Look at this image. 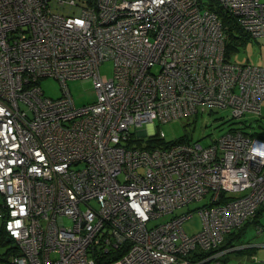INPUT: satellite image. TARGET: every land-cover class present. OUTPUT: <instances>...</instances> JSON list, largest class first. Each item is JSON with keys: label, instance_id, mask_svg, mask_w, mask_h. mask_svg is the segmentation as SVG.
I'll list each match as a JSON object with an SVG mask.
<instances>
[{"label": "built area", "instance_id": "1", "mask_svg": "<svg viewBox=\"0 0 264 264\" xmlns=\"http://www.w3.org/2000/svg\"><path fill=\"white\" fill-rule=\"evenodd\" d=\"M217 2L264 37V0ZM225 41L202 0H0V222L18 248L0 264H227L225 235L264 206V137L147 147L136 130L161 141L156 121L260 115L264 66L230 61ZM48 76L59 97L38 85ZM77 78H92L88 103L67 88ZM200 199L195 234L190 212L156 220Z\"/></svg>", "mask_w": 264, "mask_h": 264}, {"label": "rangeland", "instance_id": "2", "mask_svg": "<svg viewBox=\"0 0 264 264\" xmlns=\"http://www.w3.org/2000/svg\"><path fill=\"white\" fill-rule=\"evenodd\" d=\"M202 1L208 2V0ZM235 34L239 35L240 33L237 31ZM235 44L234 48L228 53L230 61L240 64L250 63L264 66V37H244L242 40H237ZM99 73L101 76L112 77L113 61L106 59L101 62L99 64ZM38 85L43 90L45 96L56 98L62 94L59 82L50 76L40 79ZM66 85L75 103L78 105L88 103L94 98L92 78L69 79L66 81ZM231 128H239L244 132H254L261 136L264 135V101L261 104L260 115L246 113L242 118H234L228 108L212 107L175 121L165 123L156 121L154 124L156 132H160V130L164 132V138L161 140V144H164V146L181 139L187 142H199L201 145L206 146L211 142L212 138L220 136ZM136 130H139L142 135L140 136L143 138L141 142L152 143L151 137L145 131V125ZM134 136L136 137V133ZM205 203L206 199L191 201L175 208L163 218L161 217L156 220H166L173 216L190 212L191 216L183 221L182 226L187 234H195L202 228V220L198 210ZM259 213L257 222L264 227V210H261ZM65 223L69 224V220L65 219ZM225 238V246L229 247L233 245L232 247H237V249L223 254L222 259L227 264H255V260L251 258L252 255L256 256V261H264V246L240 247L244 244L257 245L264 243V230L257 234L255 222H248L246 225L234 228L225 235ZM17 250L18 248L14 241L6 240L0 222V257L7 256L9 253Z\"/></svg>", "mask_w": 264, "mask_h": 264}, {"label": "trees", "instance_id": "3", "mask_svg": "<svg viewBox=\"0 0 264 264\" xmlns=\"http://www.w3.org/2000/svg\"><path fill=\"white\" fill-rule=\"evenodd\" d=\"M207 4L210 6V9L215 11L218 16L221 19L222 25L225 27V33H226V41H225V53L226 56L228 58V53L230 52V50H232V48H234V46L236 45L235 42L239 39H243L244 37H249L248 34H246L241 27L238 25V23L236 22V19L234 16H232L230 13H228V11L224 10L217 2V0H208ZM227 27V29H226ZM239 32V35H236L235 32ZM234 42V43H233ZM244 132V131H243ZM251 134H256L254 132H251ZM259 135V134H257ZM261 136V135H259ZM264 136V135H262ZM189 139V137H188ZM151 142H153L152 144L147 145V147H153V144H161V141H159L157 139V137L153 136L151 139ZM177 142H187L184 139H181ZM264 208V206H260L257 208L256 210V215L254 216L253 219L245 222L243 225H246L248 222H255L256 223V229L257 228H261L260 232H262V230H264V227H262L261 224H259L257 222L258 219V213L261 211V209ZM242 225V226H243ZM241 227V226H240ZM226 239V238H225ZM8 240V239H6ZM225 240L224 243L220 246V248H225L227 246H225ZM226 262V261H225ZM227 263V262H226Z\"/></svg>", "mask_w": 264, "mask_h": 264}, {"label": "clouds", "instance_id": "4", "mask_svg": "<svg viewBox=\"0 0 264 264\" xmlns=\"http://www.w3.org/2000/svg\"><path fill=\"white\" fill-rule=\"evenodd\" d=\"M239 129V128H238ZM139 133H140V131H139ZM247 133H250L251 134V132H247ZM252 135H255V136H259V135H257V134H252ZM259 137H264V136H259ZM242 226V225H241ZM259 234V233H258ZM7 239V238H6ZM8 241V240H7Z\"/></svg>", "mask_w": 264, "mask_h": 264}, {"label": "crops", "instance_id": "5", "mask_svg": "<svg viewBox=\"0 0 264 264\" xmlns=\"http://www.w3.org/2000/svg\"><path fill=\"white\" fill-rule=\"evenodd\" d=\"M261 210H264V208H262ZM258 214H260V213H258Z\"/></svg>", "mask_w": 264, "mask_h": 264}]
</instances>
